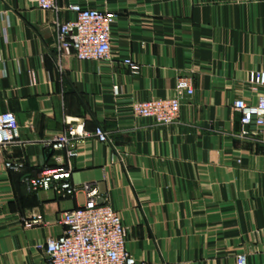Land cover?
<instances>
[{
	"label": "crops",
	"instance_id": "0c3cea01",
	"mask_svg": "<svg viewBox=\"0 0 264 264\" xmlns=\"http://www.w3.org/2000/svg\"><path fill=\"white\" fill-rule=\"evenodd\" d=\"M115 13L111 57L56 55V25L70 5ZM58 11L0 0V113L12 111L19 141L0 149V264H48L37 245L63 232V211L97 186L128 230L126 251L145 264H264V145L251 124L242 133L232 104H255L249 83L264 71V0H58ZM138 66L133 73L123 63ZM187 77L192 97L179 121L135 117L134 101L171 97ZM100 126L71 159L72 198L30 192L26 179L56 163L45 139L66 122ZM21 160L22 172L4 166ZM40 213L44 224L24 227Z\"/></svg>",
	"mask_w": 264,
	"mask_h": 264
},
{
	"label": "built area",
	"instance_id": "2783aa9c",
	"mask_svg": "<svg viewBox=\"0 0 264 264\" xmlns=\"http://www.w3.org/2000/svg\"><path fill=\"white\" fill-rule=\"evenodd\" d=\"M41 10L58 11V0H27ZM75 13V19L66 23L56 22V55H72L78 60H107L111 57V30L116 14L96 8L75 4L68 8ZM133 73L139 66L130 58L123 59ZM249 83L254 89L261 88L255 104H248L243 98H237L232 104L239 113L242 133L254 124L259 129L260 140L264 145V71L251 72ZM194 87L187 77L178 78L175 94L165 98H151L134 101L131 111L135 117L146 118L155 125L169 126L177 123L180 117L182 101L192 97ZM98 141L108 142L107 133L96 126L92 132L84 129L83 123L66 122L65 127L43 144L53 152H64L56 156V163L44 167L37 175L26 179L30 192L53 191L60 198H72L77 188L71 180V159L77 155V144L89 136ZM19 141V125L12 111L0 113V149H8ZM8 170L20 173L25 167L21 160H5ZM81 191L85 202L81 206L63 211L59 222L63 232L57 238H50L43 249L48 264H145L138 263L125 249L128 235L118 212L108 203L101 202L98 188L92 183H84ZM24 227L30 228L44 224L40 213L23 219ZM168 264V263H158ZM236 264H247L246 255L236 256Z\"/></svg>",
	"mask_w": 264,
	"mask_h": 264
},
{
	"label": "water",
	"instance_id": "95a60500",
	"mask_svg": "<svg viewBox=\"0 0 264 264\" xmlns=\"http://www.w3.org/2000/svg\"><path fill=\"white\" fill-rule=\"evenodd\" d=\"M50 152H51V149H48L47 154H50Z\"/></svg>",
	"mask_w": 264,
	"mask_h": 264
}]
</instances>
